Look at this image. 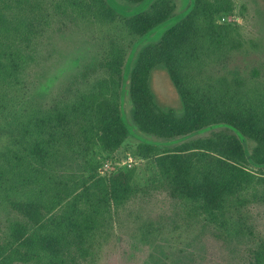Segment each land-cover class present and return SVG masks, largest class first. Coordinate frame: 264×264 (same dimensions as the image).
Returning a JSON list of instances; mask_svg holds the SVG:
<instances>
[{"label": "trees", "instance_id": "obj_1", "mask_svg": "<svg viewBox=\"0 0 264 264\" xmlns=\"http://www.w3.org/2000/svg\"><path fill=\"white\" fill-rule=\"evenodd\" d=\"M124 1L138 6L128 14V31L145 38L163 28L158 39L139 49L128 73H122L121 54H111L99 63L100 76L47 108L27 112L18 92L50 34L86 21L105 24L116 14L106 0H0V117L16 123L0 129V206L6 215L0 264L90 263L98 218L136 190L124 171L108 180L65 176L56 169L57 160L65 148L77 146L87 154L98 145L112 152L135 136L122 113L126 86L140 132L163 139L192 136L154 158L161 185L172 197L195 201L211 221L247 200L264 199V101L243 102L230 86L203 89L187 74L205 48L222 46L227 38V25L214 19L232 8L231 0H191L179 15L171 0ZM159 66L176 89L179 111L155 103L149 79ZM216 124L254 141L249 157L235 133L194 137ZM138 150L149 155L157 145L139 143ZM250 163L258 166V175ZM249 264H264V249L255 250Z\"/></svg>", "mask_w": 264, "mask_h": 264}, {"label": "rangeland", "instance_id": "obj_2", "mask_svg": "<svg viewBox=\"0 0 264 264\" xmlns=\"http://www.w3.org/2000/svg\"><path fill=\"white\" fill-rule=\"evenodd\" d=\"M106 1L115 11V20L105 24L86 21L50 34L39 62L18 92L22 109L31 112L36 106L47 108L56 98L72 95L73 90L103 73L98 65L111 54H121L122 73H128L139 49L157 40L163 31V28L155 30L145 38L131 34L125 22L138 6L124 0ZM171 1L175 15L182 14L191 3V0ZM231 7L214 19L218 24L227 25L228 36L222 46L205 48L187 74L192 85L203 89L230 86L241 101L261 105L264 101V0H231ZM149 84L160 108L181 110L180 98L165 68H155ZM121 104L123 116L135 136H129L112 152H103L98 145L87 154L77 146L65 148L57 160L56 169L65 176L108 180L118 171H124L129 173L130 185L136 190L123 205H109L98 218L89 264H249L253 252L264 249V199L247 200L211 221L200 213L195 201L172 197L161 185L154 158L192 136L163 139L140 132L131 119L127 86ZM15 126L14 119L0 117L3 131ZM218 131L237 134L223 124H216L194 137H206ZM237 135L249 157L255 142ZM144 142L156 144L157 151L140 154L138 145ZM248 168L255 175L260 171L252 163ZM3 209L0 206V227L5 226Z\"/></svg>", "mask_w": 264, "mask_h": 264}, {"label": "built area", "instance_id": "obj_3", "mask_svg": "<svg viewBox=\"0 0 264 264\" xmlns=\"http://www.w3.org/2000/svg\"><path fill=\"white\" fill-rule=\"evenodd\" d=\"M128 166H130V160L128 161Z\"/></svg>", "mask_w": 264, "mask_h": 264}]
</instances>
